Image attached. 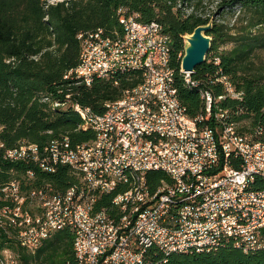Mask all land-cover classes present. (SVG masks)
I'll return each instance as SVG.
<instances>
[{
  "label": "built area",
  "instance_id": "built-area-1",
  "mask_svg": "<svg viewBox=\"0 0 264 264\" xmlns=\"http://www.w3.org/2000/svg\"><path fill=\"white\" fill-rule=\"evenodd\" d=\"M119 13L122 33L102 27L79 33V63L65 77L91 84L141 69L143 81L108 101L103 113L74 104L82 127L96 131L92 141L72 146L64 136L44 146L22 141L7 148L0 139L2 160L51 173L64 164L77 177L61 192L50 182L34 186V168L21 175L0 168L6 173L0 176L1 231L34 251L71 227L77 264H153L154 247L164 255L157 264L175 252H210L230 243L245 252L264 249V189L253 187L256 177L264 178L263 130L255 137L241 131L219 103L225 94L215 96L193 72L177 71L161 23L144 22L126 7ZM179 75L186 86L200 87L205 113L189 115L178 96ZM217 80L241 96L227 75ZM151 170L170 180L153 188ZM18 260L15 250L0 246V264Z\"/></svg>",
  "mask_w": 264,
  "mask_h": 264
},
{
  "label": "trees",
  "instance_id": "trees-1",
  "mask_svg": "<svg viewBox=\"0 0 264 264\" xmlns=\"http://www.w3.org/2000/svg\"><path fill=\"white\" fill-rule=\"evenodd\" d=\"M121 7H126L129 14L137 13L144 22L163 25L171 39V64L178 72L185 53L184 35L214 18L208 32L213 37L208 58L193 75L201 87L210 89L215 96L226 95L219 103L229 109V119L236 121L241 131L255 137L261 128L260 138L264 140V66H257L251 58L257 48L264 47V33L256 30L264 26V0H0V139L5 147L22 141L44 146L64 136L69 137L72 146L95 139L96 131L82 127L84 120L74 104L103 113L108 101L119 99L126 88L143 81V71L95 77L91 84L65 74L79 63V33L99 27L110 34L115 30L123 32ZM216 16L234 22H219ZM238 24L241 28L232 33L229 29ZM232 39L238 40L237 45L215 53L211 59L218 40ZM222 75L229 77L235 91L241 92L240 97L231 96L226 85L217 80ZM177 83L178 96L189 115L205 113L200 87L186 86L180 75ZM55 101L66 104L56 107ZM243 120L248 123L240 127ZM208 121L215 124L214 120ZM233 163L239 166L235 159ZM0 168H13L17 175L34 168V186L50 182L61 192L77 182L71 168L64 164L51 173L26 162L0 158ZM5 175L0 171V176ZM162 179L170 177L161 170L148 172L153 188ZM253 187L264 189V178L256 177ZM109 200L110 197L101 202L106 204ZM262 231L264 234V228ZM74 239V229L64 227L32 251L0 229V246L15 250L18 264H77ZM151 254L153 264L164 258L156 247ZM159 264H264V249L245 252L230 243L210 252H175Z\"/></svg>",
  "mask_w": 264,
  "mask_h": 264
},
{
  "label": "water",
  "instance_id": "water-1",
  "mask_svg": "<svg viewBox=\"0 0 264 264\" xmlns=\"http://www.w3.org/2000/svg\"><path fill=\"white\" fill-rule=\"evenodd\" d=\"M214 20L211 18L208 23L198 25L192 33L184 35L185 53L181 62L183 70L194 72L197 66L207 60L213 40L208 32L213 28Z\"/></svg>",
  "mask_w": 264,
  "mask_h": 264
},
{
  "label": "rangeland",
  "instance_id": "rangeland-1",
  "mask_svg": "<svg viewBox=\"0 0 264 264\" xmlns=\"http://www.w3.org/2000/svg\"><path fill=\"white\" fill-rule=\"evenodd\" d=\"M52 2H57V1H61V0H50ZM217 21L219 22H222V21H225V23H230V25L234 22V19H230L229 21V18H225L222 19L221 17H218L216 16L215 17ZM227 25V24H226ZM225 28L229 29L230 26H225ZM241 28V25L238 24L235 28L233 29H229L232 33H235L236 31H238V29ZM257 31H261L262 33H264V26H261L259 28H256ZM238 43V40L236 39H232V40H228L226 42H223L222 40H218V43H217V48L214 52L211 53V59H213V55L215 53H219V52H224L226 50H229L231 48H233L235 45H237ZM208 58V56H207ZM255 62H256V65L258 66H264V47H259L257 48V50L255 51V53L252 55L251 57ZM210 59V58H209ZM248 121L247 120H243L239 123V126H243V125H247ZM240 129V128H239ZM242 130V129H241Z\"/></svg>",
  "mask_w": 264,
  "mask_h": 264
}]
</instances>
